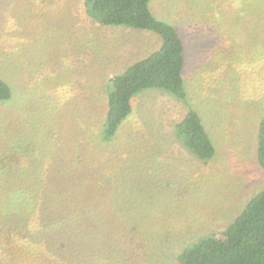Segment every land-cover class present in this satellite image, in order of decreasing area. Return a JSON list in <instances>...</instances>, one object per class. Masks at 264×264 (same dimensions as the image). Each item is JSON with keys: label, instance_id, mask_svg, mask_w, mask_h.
I'll return each instance as SVG.
<instances>
[{"label": "rangeland", "instance_id": "obj_1", "mask_svg": "<svg viewBox=\"0 0 264 264\" xmlns=\"http://www.w3.org/2000/svg\"><path fill=\"white\" fill-rule=\"evenodd\" d=\"M149 9L183 41L186 99L140 93L100 145L107 86L146 56L143 33L98 25L78 0H0V79L12 94L0 102V180L14 196L0 231L23 234L0 245V264H175L264 190V0ZM189 110L214 145L208 162L175 128Z\"/></svg>", "mask_w": 264, "mask_h": 264}, {"label": "trees", "instance_id": "obj_2", "mask_svg": "<svg viewBox=\"0 0 264 264\" xmlns=\"http://www.w3.org/2000/svg\"><path fill=\"white\" fill-rule=\"evenodd\" d=\"M149 2L150 0L83 1L86 15L98 25L152 31L162 41L157 51L109 81L106 119L100 135L95 136L100 145L109 143L114 138L118 128L132 114L133 100L140 93L163 90L177 97L178 101L184 102L186 99L182 77L185 66L183 41L173 26L152 16ZM11 97L9 86L0 79V102ZM175 128L196 159L208 162L214 157V145L196 111L189 110L184 120L176 124ZM257 159L264 170V121L259 126ZM1 181L3 180H0V212L10 205L6 195L10 193L13 196L10 185ZM2 217L1 214L0 227ZM30 218L27 216L23 220L26 226ZM29 227L30 225L26 229ZM22 236L20 232L6 234L0 231V245L8 239L22 240ZM175 264H264V190L248 202L224 231L198 239L178 255Z\"/></svg>", "mask_w": 264, "mask_h": 264}, {"label": "crops", "instance_id": "obj_3", "mask_svg": "<svg viewBox=\"0 0 264 264\" xmlns=\"http://www.w3.org/2000/svg\"><path fill=\"white\" fill-rule=\"evenodd\" d=\"M81 1L83 2L84 0H78V5L79 6H81V5H83L82 3H81ZM80 2V3H79ZM122 28H124V27H122ZM137 32H140V33H143L141 36H142V39H143V43H145L146 45H148V50H147V52L145 53V57H143V58H141L140 60H138L137 62H139V61H141V60H144V59H146L147 57H149L152 53H154L155 51H157L160 47H161V44H162V41H161V38H160V41H161V44H160V46L157 48V46H158V44H159V42H158V39L156 38V37H154V36H152V35H150V33L149 32H151V33H154V32H152V31H147V30H140V31H137ZM123 34H126V33H123ZM154 34H156V33H154ZM127 35V34H126ZM157 35V34H156ZM118 36L120 37L121 36V34H118ZM130 50H131V46L128 44V45H126V47H124L122 50H121V55H127L129 52H130ZM139 56V55H138ZM137 57V56H136ZM135 58V57H134ZM131 59H133V58H128V60H127V62L126 63H122L121 65V69H119V70H117V71H115V72H120L121 70H123L124 69V67H126L129 63H130V61H131ZM137 62H135L134 64H136ZM134 64H132V65H134ZM131 65V66H132ZM130 66V67H131ZM128 69V68H127ZM126 71V70H125ZM124 71V72H125ZM150 93V92H149ZM149 93H143L144 95L145 94H149ZM139 96H141V95H139ZM138 97V96H137ZM136 97V98H137ZM135 98V99H136ZM134 99V100H135ZM134 100H133V109H134Z\"/></svg>", "mask_w": 264, "mask_h": 264}]
</instances>
